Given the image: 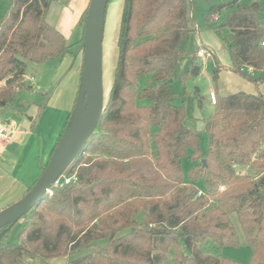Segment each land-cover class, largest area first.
I'll list each match as a JSON object with an SVG mask.
<instances>
[{"label": "trees", "instance_id": "trees-1", "mask_svg": "<svg viewBox=\"0 0 264 264\" xmlns=\"http://www.w3.org/2000/svg\"><path fill=\"white\" fill-rule=\"evenodd\" d=\"M51 1L9 0L0 17V105L25 86L30 63L71 53L63 33L46 19ZM196 1L123 0L118 61L99 125L22 218L17 239L9 241L14 226L0 234V264H165L170 254L173 264H240L207 250L240 246L233 214L251 250L250 264H264V93L218 94L204 118L207 147L201 153L200 131L186 124L185 100L177 103L170 81L201 74L198 50L186 75L177 72L193 31L189 6ZM238 1L212 5L207 21L219 33L230 31L224 39L230 70L259 88L264 3ZM225 7L232 8L225 21L212 26ZM250 68L262 74L256 77ZM220 72L212 70L216 83ZM195 92L202 108L204 97L198 87ZM74 117L75 108L53 155ZM190 149L193 167L185 180L182 160Z\"/></svg>", "mask_w": 264, "mask_h": 264}, {"label": "rangeland", "instance_id": "rangeland-1", "mask_svg": "<svg viewBox=\"0 0 264 264\" xmlns=\"http://www.w3.org/2000/svg\"><path fill=\"white\" fill-rule=\"evenodd\" d=\"M90 0H52L46 13V19L49 23L55 26L65 36L67 43L71 45L73 52L77 51L78 44H82L84 52V25L81 24V17L85 12V9ZM251 0H239L238 5L246 6ZM264 3V0H262ZM123 0H116L111 2L107 8L106 24L103 40V86L105 98L109 96L110 89L114 81L115 68L118 61V29L119 20L121 16ZM9 0H0V17L5 12ZM214 4H228V0H197L193 5L189 6V20L193 31L190 33L189 38L185 41L184 47L186 48V54L183 55L178 62L177 72L179 75H186L188 69V62L191 60L193 53L197 48H205L207 51L206 56L198 58L197 62L202 66L201 74L199 77H189L185 79V82L181 81L178 77L173 81V90L177 94V103L181 104L185 100L186 110L189 117L201 118V121H196L197 128L200 131L203 141L200 145L201 153L206 152V141L204 138L202 124L204 118L209 117L213 112V104L209 102L206 95H209V91L212 87L216 91V95H227L239 90L254 92L258 90L264 91V83L257 88V86L243 78L242 76L232 72L230 67L232 65L229 48L225 43V37L229 34V30L224 28L221 33L217 32L213 27H210L207 21V15L212 5ZM232 8L225 7L221 13L215 15L220 19H216L212 22V26H217L223 23ZM86 13L82 17L86 19ZM201 44V45H200ZM205 45V46H204ZM199 46V47H198ZM208 47V48H207ZM218 66L220 68L221 75L218 78L217 83L213 81L212 70ZM43 68L41 65L37 66L34 63H30L28 67V74H33L36 77L37 69ZM254 76H259L262 73L260 71H254ZM145 80L141 81V85H144ZM31 83L25 81V86L16 95L14 100L7 106L0 105V120L6 122L11 110L18 108L21 105L27 107L31 106L32 101H38L40 97V91L37 87L30 89ZM196 87L199 88V93L204 97L203 107L198 106L196 98ZM42 90L41 92H44ZM87 99V98H86ZM89 103L87 104V109ZM193 119V118H192ZM193 122V120H191ZM183 171L185 180L189 179V171L193 167L192 162V150L190 149L187 155L182 160ZM233 221L240 234V246L234 248H209V252L217 254L219 256H225L233 260L238 261L240 264H250L251 250L248 246L246 238L241 230V227L236 219V215H232ZM24 219H20L13 228L9 241H15L18 233L24 225ZM87 251L84 250L80 254H84ZM29 264H47L39 259L30 260ZM49 264H67L66 259H59L51 261ZM165 264H173V256L170 254L165 261Z\"/></svg>", "mask_w": 264, "mask_h": 264}, {"label": "crops", "instance_id": "crops-1", "mask_svg": "<svg viewBox=\"0 0 264 264\" xmlns=\"http://www.w3.org/2000/svg\"><path fill=\"white\" fill-rule=\"evenodd\" d=\"M230 34L229 31L227 36ZM193 58L192 55L188 69ZM83 60L84 52L82 44L79 43L77 51L71 50L61 60L41 65L43 68L37 69L36 77L29 74L33 79L28 80L31 83L30 89L37 87L40 91L38 101H32L29 107L21 105L13 108L6 122L0 120V125L8 133V140L0 138V212L26 195L51 160L79 98ZM249 71L253 73L255 70L250 68ZM213 88L206 95L210 103V92L215 91ZM42 90L45 91L41 92ZM192 118L188 115V126H197L196 121H201L199 117ZM202 124L204 125V120Z\"/></svg>", "mask_w": 264, "mask_h": 264}, {"label": "water", "instance_id": "water-1", "mask_svg": "<svg viewBox=\"0 0 264 264\" xmlns=\"http://www.w3.org/2000/svg\"><path fill=\"white\" fill-rule=\"evenodd\" d=\"M109 1L89 3L84 25L82 85L74 121L36 183L21 200L0 212V234L13 227L50 191L99 125L105 106L103 40Z\"/></svg>", "mask_w": 264, "mask_h": 264}, {"label": "built area", "instance_id": "built-area-1", "mask_svg": "<svg viewBox=\"0 0 264 264\" xmlns=\"http://www.w3.org/2000/svg\"><path fill=\"white\" fill-rule=\"evenodd\" d=\"M262 44L264 45V40L262 42ZM198 56L200 57H204L206 56L207 54V51L205 50V48H200L198 50ZM32 76L27 74L24 78V82L25 81H28V80H32ZM210 99H211V102L214 104L217 100V95H216V92L215 91H211L210 92ZM0 138L3 139V140H8V133L6 131V128L3 126V125H0ZM71 178H67L66 181H70Z\"/></svg>", "mask_w": 264, "mask_h": 264}, {"label": "bare ground", "instance_id": "bare-ground-1", "mask_svg": "<svg viewBox=\"0 0 264 264\" xmlns=\"http://www.w3.org/2000/svg\"><path fill=\"white\" fill-rule=\"evenodd\" d=\"M80 122V121H79Z\"/></svg>", "mask_w": 264, "mask_h": 264}]
</instances>
